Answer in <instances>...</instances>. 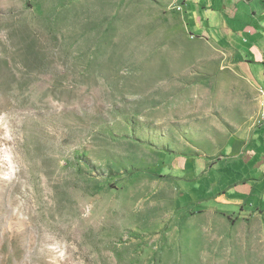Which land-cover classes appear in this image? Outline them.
I'll use <instances>...</instances> for the list:
<instances>
[{
	"label": "rangeland",
	"instance_id": "374dc122",
	"mask_svg": "<svg viewBox=\"0 0 264 264\" xmlns=\"http://www.w3.org/2000/svg\"><path fill=\"white\" fill-rule=\"evenodd\" d=\"M183 4L0 0V264H264L263 96Z\"/></svg>",
	"mask_w": 264,
	"mask_h": 264
},
{
	"label": "crops",
	"instance_id": "0c3cea01",
	"mask_svg": "<svg viewBox=\"0 0 264 264\" xmlns=\"http://www.w3.org/2000/svg\"><path fill=\"white\" fill-rule=\"evenodd\" d=\"M182 8L191 33L225 46L260 91L264 102V0H184ZM249 142L259 145V154L252 151L249 154L258 160L254 163L259 176L257 183H264V120L252 131L245 148ZM235 187L241 198L251 196L255 186L242 181ZM261 198L264 199L263 187Z\"/></svg>",
	"mask_w": 264,
	"mask_h": 264
},
{
	"label": "bare ground",
	"instance_id": "6f19581e",
	"mask_svg": "<svg viewBox=\"0 0 264 264\" xmlns=\"http://www.w3.org/2000/svg\"><path fill=\"white\" fill-rule=\"evenodd\" d=\"M262 113H263V119H264V103H263V111H262ZM19 184H21V183H19ZM19 191V190H18ZM25 194V193H24ZM23 194V195H24ZM14 195V194H13ZM28 209V208H27ZM18 213H20V212H18ZM23 214V213H22ZM28 214V213H27ZM18 215H20V214H18ZM18 217V216H17ZM19 218V217H18ZM4 221V220H3ZM17 223H18V221H17Z\"/></svg>",
	"mask_w": 264,
	"mask_h": 264
}]
</instances>
